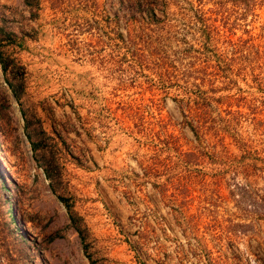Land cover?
Instances as JSON below:
<instances>
[{"label": "rangeland", "instance_id": "1", "mask_svg": "<svg viewBox=\"0 0 264 264\" xmlns=\"http://www.w3.org/2000/svg\"><path fill=\"white\" fill-rule=\"evenodd\" d=\"M0 0V264H264V0Z\"/></svg>", "mask_w": 264, "mask_h": 264}, {"label": "trees", "instance_id": "2", "mask_svg": "<svg viewBox=\"0 0 264 264\" xmlns=\"http://www.w3.org/2000/svg\"><path fill=\"white\" fill-rule=\"evenodd\" d=\"M27 4H29V5H32V6H35V7H37L38 6V3H39V0H24ZM53 2L55 3V4H57L58 2H59V0H53ZM147 4L149 5V4H152V2H153V0H147ZM0 56H1V52H0Z\"/></svg>", "mask_w": 264, "mask_h": 264}]
</instances>
